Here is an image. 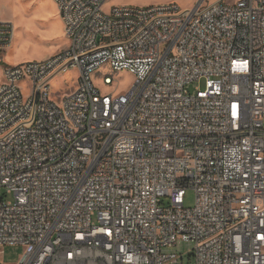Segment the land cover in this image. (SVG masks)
Segmentation results:
<instances>
[{"label":"built area","instance_id":"1","mask_svg":"<svg viewBox=\"0 0 264 264\" xmlns=\"http://www.w3.org/2000/svg\"><path fill=\"white\" fill-rule=\"evenodd\" d=\"M53 1L67 45L3 66L0 247H24L16 264H264V0ZM14 34L0 18V60ZM117 71L133 81L102 90Z\"/></svg>","mask_w":264,"mask_h":264},{"label":"rangeland","instance_id":"2","mask_svg":"<svg viewBox=\"0 0 264 264\" xmlns=\"http://www.w3.org/2000/svg\"><path fill=\"white\" fill-rule=\"evenodd\" d=\"M198 0H106L103 10L109 12L113 6L137 5L175 2L181 8L193 7ZM0 18L12 20L15 24L13 46L2 54L0 60V78L4 65L42 60L55 54L65 44L64 31L57 7L53 0H0ZM115 79L112 86H104L100 79L96 83L104 91L114 88L116 92L124 91L133 81L132 75L127 71L113 73ZM77 79L75 70L54 76L50 80L52 95L63 94L69 90ZM110 87V88H109ZM28 89L24 88L27 93ZM184 205L191 207L194 204V192L187 189L183 198ZM178 253H187L191 249L189 243L179 244L176 248ZM24 253L22 245L0 247V264H16ZM185 258V262H186Z\"/></svg>","mask_w":264,"mask_h":264},{"label":"crops","instance_id":"3","mask_svg":"<svg viewBox=\"0 0 264 264\" xmlns=\"http://www.w3.org/2000/svg\"><path fill=\"white\" fill-rule=\"evenodd\" d=\"M2 19H4V18H2ZM6 20H8V19H6ZM10 21H12V20H10ZM13 22V21H12ZM62 22V21H61ZM15 25V24H14ZM63 25V24H62ZM15 35V34H14ZM64 38H65V44H64V46H66L67 45V39H66V37L64 36ZM13 46V42H11V44H10V46L8 47V49L7 50H9V49H11V47ZM10 51V50H9ZM1 79H2V76H1V78H0V81H1Z\"/></svg>","mask_w":264,"mask_h":264},{"label":"bare ground","instance_id":"4","mask_svg":"<svg viewBox=\"0 0 264 264\" xmlns=\"http://www.w3.org/2000/svg\"><path fill=\"white\" fill-rule=\"evenodd\" d=\"M14 39V38H13Z\"/></svg>","mask_w":264,"mask_h":264}]
</instances>
